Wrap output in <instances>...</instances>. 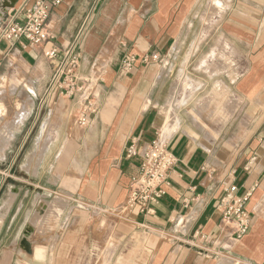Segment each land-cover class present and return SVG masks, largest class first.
I'll list each match as a JSON object with an SVG mask.
<instances>
[{"label": "crops", "instance_id": "1", "mask_svg": "<svg viewBox=\"0 0 264 264\" xmlns=\"http://www.w3.org/2000/svg\"><path fill=\"white\" fill-rule=\"evenodd\" d=\"M212 5L219 9L210 16ZM48 27L52 37L41 48L2 41L0 67L26 75L28 92L46 104L40 126L56 134L42 157L64 156L79 169L63 175L65 191L117 224L113 213L127 199L141 154L158 140L177 164L155 214L125 215L127 235L143 241L132 250H148L149 264H264V0H61L52 5ZM77 38L83 90L73 97L58 88L47 92ZM52 48L54 59L44 54ZM128 49L137 55L131 71L122 68ZM153 53L169 64L142 61ZM88 101L97 113L82 126ZM24 110L10 128L24 124ZM44 138L39 132L37 141ZM132 138L139 155L128 159ZM59 142L60 149L53 145ZM230 184L239 196L251 193L252 226L239 240L222 228L217 208ZM62 211L56 202L42 215Z\"/></svg>", "mask_w": 264, "mask_h": 264}, {"label": "rangeland", "instance_id": "2", "mask_svg": "<svg viewBox=\"0 0 264 264\" xmlns=\"http://www.w3.org/2000/svg\"><path fill=\"white\" fill-rule=\"evenodd\" d=\"M218 9L212 5L210 16ZM208 18L205 13L204 21ZM28 87L32 85L26 75L1 65L0 264H149L148 250H132L143 241L127 235L130 227L122 224L126 216L112 212L119 220L111 225L103 221L111 215L87 211L74 200L78 196L65 191L68 181L63 175L77 174L79 169L70 167L64 156L42 157L56 128L40 126L46 104L40 107L41 97L29 93ZM23 109L27 111L24 124L10 128ZM39 132H44V142L37 141ZM53 145L63 146L62 142ZM75 147L72 143L69 150ZM41 202H60L61 215L45 212L41 216Z\"/></svg>", "mask_w": 264, "mask_h": 264}, {"label": "built area", "instance_id": "3", "mask_svg": "<svg viewBox=\"0 0 264 264\" xmlns=\"http://www.w3.org/2000/svg\"><path fill=\"white\" fill-rule=\"evenodd\" d=\"M60 2L61 0H53L52 3L37 0L33 5H29V0H22L18 6L15 5L16 3L9 6L12 9L0 21V43L8 41L13 46L21 44L20 49L22 50L28 46L33 48L44 46L52 37L48 27L52 5H57ZM78 38L64 50L47 84V92L50 93L58 88L66 95L73 97L83 90L78 76L81 60ZM44 54L48 58L54 59L57 57L58 51L52 48L45 51ZM136 61L137 55L128 49L122 59V68L125 71H131L135 68ZM142 61L145 63L155 62L164 66L169 64L159 53L145 55ZM95 105L88 101L84 106L79 118V123L82 126L90 121L91 114L97 113ZM138 155V141L132 138L130 145L126 148L125 157L131 159ZM176 164L177 158L168 145L153 140L141 154L139 172L132 177L127 199L116 213L122 216L133 211L147 216L155 214V207L166 195L167 189L172 183V173ZM237 190L236 185H228L217 208L221 212L222 228H231V237L239 240L249 232L252 226V217L246 208L251 193L239 196L236 194Z\"/></svg>", "mask_w": 264, "mask_h": 264}, {"label": "bare ground", "instance_id": "4", "mask_svg": "<svg viewBox=\"0 0 264 264\" xmlns=\"http://www.w3.org/2000/svg\"><path fill=\"white\" fill-rule=\"evenodd\" d=\"M15 1H16V0H3V2H2V8H1V10H0V16H1V17H2L3 14H4L5 9H6L7 7H9L8 5L11 4V3H15ZM24 111H25V110H24ZM24 111H23V112H24ZM47 207H48V205H47L46 203L41 202V204L39 205V208H38L39 213L42 215V211H43L44 209H46ZM55 208H56V207H55ZM26 244H27V246H29V243H28V242H26ZM22 247L25 248V245L22 244Z\"/></svg>", "mask_w": 264, "mask_h": 264}, {"label": "water", "instance_id": "5", "mask_svg": "<svg viewBox=\"0 0 264 264\" xmlns=\"http://www.w3.org/2000/svg\"><path fill=\"white\" fill-rule=\"evenodd\" d=\"M17 1H18V0H16L15 3H16ZM15 3H11V4H9L8 6H12V5H14Z\"/></svg>", "mask_w": 264, "mask_h": 264}]
</instances>
